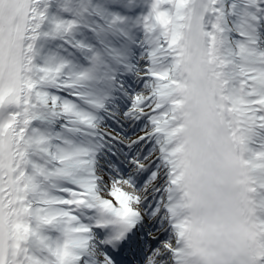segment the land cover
I'll return each instance as SVG.
<instances>
[{
	"label": "snow or ice",
	"instance_id": "6c2138e0",
	"mask_svg": "<svg viewBox=\"0 0 264 264\" xmlns=\"http://www.w3.org/2000/svg\"><path fill=\"white\" fill-rule=\"evenodd\" d=\"M260 2L264 3V0ZM167 3L168 0H154L150 5V14L145 15L146 20L154 21L162 28L168 27L169 33L166 39L159 41L157 48L149 49V64L145 69L150 77L149 89L134 98V110L145 115L149 121L147 130L141 133V139L151 135L154 140L151 149H144L147 154L144 163L136 162L138 167H147L151 173L149 179L152 183L147 194L153 199L154 207L150 211L155 216L151 223L145 221L150 233L149 242L154 246L145 252L144 264H179L181 238L192 224L187 219L176 218L175 210L180 205L175 202L174 193L181 187L186 197L183 203L190 208L195 199L193 192L197 191L194 183H185L186 177L194 173L180 158L183 147L173 145V138L181 131L176 120L179 101L171 98L172 88L177 84L173 76L176 65L170 66L167 71L156 66L163 57L178 55V35L174 22L163 11ZM30 15L32 20L28 23L31 26L26 29L29 43L22 50L23 60L7 78L0 57V264H76L80 259L77 249L83 244L80 236L88 229L78 226L77 218L71 212L61 210L62 206H98L112 217L100 223L130 228L134 223L132 218L140 214L133 207L140 198L131 193L130 186L126 187V180L115 181L103 196L95 195L92 179L87 181L91 191L87 188L81 192L73 191L72 198H36L34 177L29 174L28 155L32 140L28 136V126L41 96L37 90L38 82L46 78L44 74L58 73L60 68L37 69L34 66L32 40L44 14L32 7ZM56 27L62 26L57 24ZM149 30H154V26ZM250 95L261 97L258 101L261 107L252 111H264V74L255 78ZM259 130H264V115L250 116L243 143V151L247 154L244 197L250 222L249 235L254 238V243L245 254L244 264H264V140L257 142L255 139ZM64 159L71 163L79 157L73 155ZM105 182L108 183L107 178ZM89 198L96 203L90 202ZM158 220L161 221L159 225L156 223ZM56 224H62L60 231L67 234L62 242L42 235L41 230L45 226ZM123 236L124 232H119L116 238ZM105 261L106 264H113L109 257Z\"/></svg>",
	"mask_w": 264,
	"mask_h": 264
},
{
	"label": "rangeland",
	"instance_id": "374dc122",
	"mask_svg": "<svg viewBox=\"0 0 264 264\" xmlns=\"http://www.w3.org/2000/svg\"><path fill=\"white\" fill-rule=\"evenodd\" d=\"M171 1L172 8L166 6L163 11L174 22L178 35L177 17L180 2ZM253 1L258 0H223L227 27L223 38L228 67L232 72L230 87L238 108L242 111L246 129L250 116L263 115L258 111H252V109L259 108L256 105L259 97L254 95L251 97L242 93L244 89V93L251 92L249 80H255L256 77L262 75L264 70V65L258 68L254 63L255 57L264 56V30H262L261 22L257 23L260 26L255 30L258 42H254L253 49L249 48V44L246 42L253 33V23L246 17ZM153 2L154 0H57L54 4L53 15L47 20L43 33L45 46L42 53V65L43 68L52 70L59 67L60 71L58 73L53 71L52 75L44 74L46 78L42 80L41 93L42 103L46 107L47 113L37 121L31 146L34 156L33 165L35 166L32 167L31 175L34 177L36 185L39 186V199H62L57 185L77 184L79 172L72 169L77 160L70 163L64 158L81 154L86 149L85 139L90 137L84 133L86 129L82 126L79 131L70 130V128L76 127L72 120L92 126H97L96 124L100 122L104 128H108L110 125L104 116V110H109V107H103L102 111L91 117L90 110L79 108L75 102L76 100L80 103L82 99L79 92L90 93L103 86V83L95 77L94 71L110 69L114 72L113 64L129 65L128 78L123 75H115L114 79L109 80V82H114L113 85L116 82L123 87H125V83L129 86V90L126 87L125 98L120 104L113 99L108 100V105L118 106L120 110L119 112L113 110L114 114L121 116V119L125 121V124L119 121L122 130L114 131L113 134L116 133V138L120 140L140 134L138 141L132 146L134 148L133 159L144 161L147 155L144 153V149L152 148L154 140L151 135L141 139V133L145 132L149 125L146 116L140 115L136 118H133V115L126 116L123 114V108L129 106V110L134 109V98L149 89L150 77L145 73L146 66L149 64L148 51L157 48L159 41L166 39L169 33L168 27L162 28L159 24H154V21L146 20L145 15L150 14V5ZM92 3L96 5L92 6ZM90 5L94 9L93 14H90ZM116 15L120 18L114 19L113 16ZM57 24L62 27L57 28ZM131 25L135 27V39L134 45L130 48V58L127 60L118 52L120 53L122 50L126 28ZM153 26L154 30H149L153 29ZM67 41L72 44H67ZM62 45L64 46L62 47ZM176 63L175 54H169L158 61L156 66L167 71L170 66L176 65ZM122 67H118L120 73ZM109 77L108 74L107 78L109 79ZM122 80H126L125 83ZM87 99L90 100V97ZM135 113L139 114V111L135 110ZM112 119L116 120L115 116ZM78 127L80 126L78 125ZM108 137L102 131H95L94 139L105 148L108 147L105 146L103 140L112 141ZM255 139L257 142L264 140V130L257 131ZM123 150L126 153L129 152ZM97 161L96 158L89 156L87 164L92 172L101 169ZM83 171L88 172L86 168ZM135 174L136 177L133 180H130L126 173L108 177V183L104 179L97 180L98 195H105L106 191L114 186L115 181L126 180L128 182L126 187L130 186L131 193L138 197L141 192L147 191L152 183L149 179L151 173L147 170ZM152 202L153 199L149 198L141 203V206H139L140 202L133 204L134 208L138 206L148 209L147 215L138 221V227L140 225L141 229H148L145 221L151 222L155 217L150 211V208L154 207L150 206ZM62 227V224L45 226L41 232L44 236L57 238L62 242L65 239V234L60 231ZM148 234L150 235L149 232ZM94 235L96 240H90L86 245V257L79 264H106L105 258L109 256L99 245L100 236L95 233ZM164 238L167 239V235ZM144 239L142 246L145 253L148 248L154 245L150 243L148 246L146 242H149L148 238ZM143 263L144 258L140 264Z\"/></svg>",
	"mask_w": 264,
	"mask_h": 264
},
{
	"label": "bare ground",
	"instance_id": "6f19581e",
	"mask_svg": "<svg viewBox=\"0 0 264 264\" xmlns=\"http://www.w3.org/2000/svg\"><path fill=\"white\" fill-rule=\"evenodd\" d=\"M56 1L57 0H31V8L29 11L28 22L32 20V16L30 15L32 7H36L38 12H43L44 14L43 19L40 21L39 28L36 29L34 33V39L32 40L33 63L37 69L43 68L42 53H43L44 46H45V40L43 38V33H44V28L46 26L47 20L50 19L53 15V8H54V4L56 3ZM195 2L196 0H180L179 6H178V17L179 18L177 17V27L179 29V32H178V44H177V49H176V53H178V55L175 54V59L177 63H176L175 71H174V79L177 81V84L174 85L172 88V93H173L172 97L179 96L181 92L187 90V86H188V81H189L188 80V67H187L188 54H189L188 52L189 43L188 42H189L190 23H191V19L193 15V8L195 5ZM207 16H208L207 17L208 23H207L206 28H207V34H208V43L210 46L209 56L210 58H214L215 60L220 58V56H218V53H220L219 48L221 49L220 54L223 57V59L221 60L224 64L223 66H219L220 78L222 81V93H221L220 101L222 104V111L224 114V118L227 122L229 132L231 135L234 151L236 152L237 160L239 161V164H240V171L243 176L242 185H245V181L247 179L245 175V172H246L245 165L247 163V159H246L247 154L243 151V143L247 136L246 123H245L244 117L242 116V111L238 108L237 102L234 99L233 92L230 87V81L232 79V72L228 67L227 54H226V51L223 45V41L221 39V35L227 28L225 24V11H224V6H223V0H208V15ZM246 16L253 23L252 29L256 30L257 22L264 20V3L254 2L253 5L251 6V9L247 11ZM28 22H27L26 29L27 27L31 26ZM27 35H28L27 31H25L23 50L26 49L27 44L29 43L27 39ZM125 36H126V40L123 42L122 50L120 53L118 52V54L123 56L125 59L129 60L130 47H131L132 40L134 39V36H135V27L132 25L127 26L126 31H125ZM254 42H258L256 31H253L252 35L250 36V41H249V45L251 46L250 48H253L252 46L254 45ZM22 60H23V53H22ZM255 62L257 63L258 68L263 66L264 56L257 57L255 59ZM262 74H264V70L262 71ZM94 75L96 78L104 82V87L100 88L99 90H93V92H90V93L84 94L81 92L82 93L81 94L79 92L80 93L79 96L85 101H87V104L89 105V108L91 109L92 113H97L98 111L102 110L103 106H106V103L108 102L109 97H111L112 94L115 92V88L112 85V83L108 82V79H107L108 72L107 71H99V72L94 71ZM38 79H39V73H38ZM42 85H43V81L41 80L38 82V87H37V90L40 93H41ZM253 87L251 88V91L253 90ZM88 97H90V100H87ZM42 99H43V96L41 93V96L36 104V107L32 111V119L30 120V124H29V127H31V129L28 131V136L31 140H33V136H34L33 131L36 127L37 121L39 120V118L43 117L47 113L46 107H44L42 103L43 102ZM179 109H180V106L178 105L177 110H176V120L177 119L180 120L181 118ZM106 112L108 111L106 110ZM259 113H262L264 115V111L263 112L261 111ZM109 114L114 116L112 112ZM139 115L141 114L139 113ZM118 117L120 118V116ZM105 120L110 121L108 120L107 117H105ZM179 122L180 121H177V123ZM96 125L97 126L91 125L87 127L90 139H85L84 145L86 149L83 151L81 155L77 156L79 157V159H77V161H75L72 166V169L74 171L79 172L77 184L76 185L75 184L74 185H71V184L57 185L58 191L62 194V199L72 198L73 191L81 192L86 188L89 191H91L92 190L91 186L88 185L87 183L89 179H92L94 181L95 183L94 194L98 195L97 180L102 181L103 179L105 180V178L118 174L116 172H119L120 170H118L119 166L117 165L118 163L119 164L121 163V160L125 164L124 170L122 173L126 172L131 180H133L134 177H136L135 173H141L147 170V167L137 166L136 162L140 161L141 163H144L143 160H136L132 158L133 156L132 151L134 150L132 146L135 142L138 141L140 134L136 136H132L129 139L128 138L123 139V141L121 140L122 144L124 145L123 148L129 151V153H126V154L125 153L122 154L123 151H119L117 149V146H116V149H113L114 147L112 143L108 142L107 140H104L105 145L113 149L111 153L109 152L108 149H106L100 143H98L94 139V136H95V131L103 130L105 133L109 134L111 138H114V136H111L113 135L112 133H114V129L109 128V127L104 128L103 124H101L100 122H98ZM181 132H182V129L173 138L174 146H180V142L183 137L181 136ZM114 140L117 141V144L119 143L117 138H114L113 141ZM89 156H92L93 158H96L98 160L97 164L99 167H101V169L95 170V172H92V170H90L87 164L89 160ZM28 159L30 161L29 174L31 175L32 165L34 163L32 147H30L29 149ZM110 160H113L114 163L116 164H113ZM107 165H110V166L108 167ZM84 168H86L88 172L83 171ZM111 169H114L115 172H112ZM106 171H111V173H107ZM38 189H39V186L36 185L35 196L39 200ZM138 197L140 198L139 206H141V203L151 198L150 196H148L146 190L141 192ZM89 199H90V202L96 203L95 201L91 200V198ZM174 200L178 205H180L178 208H176L175 212L179 213V210L185 209L186 206L183 203L185 200L182 198L178 199L176 191L174 193ZM135 209L138 210L139 213H141V217L136 216V217H133L132 219L140 220L141 218H144L147 215V212L145 209L139 208L138 206ZM61 210H66V211L71 212L72 215H74L77 218L76 223L78 224V226L88 229L87 232L82 233L80 236L81 240L83 241V244L79 249H77V252L82 249L84 250L86 248V245L89 244L90 240H94V239L96 240L94 233H96L95 231L97 230V228L93 227V225L90 222H95L98 220H94L92 217L103 216L104 218H102V220L112 218L109 213L102 212V210L98 206L89 208L86 204L74 205V206H62ZM197 220H198V224L200 228L202 224L200 216L197 217ZM160 222L161 221L158 220L156 223L159 225ZM148 232H149V229H142L141 232L139 233L140 234L139 237L140 238L141 236L142 238L147 237L148 240L150 241V235L148 234ZM66 235L67 234H65V236ZM190 240H191V228L190 230H187L185 232V235L181 238V241L184 244V246H186V248L190 247Z\"/></svg>",
	"mask_w": 264,
	"mask_h": 264
},
{
	"label": "clouds",
	"instance_id": "9594fccd",
	"mask_svg": "<svg viewBox=\"0 0 264 264\" xmlns=\"http://www.w3.org/2000/svg\"><path fill=\"white\" fill-rule=\"evenodd\" d=\"M217 134H223V130L217 129ZM182 155L183 154H180V158L182 157ZM217 155L221 160L223 159V157L220 153H217ZM223 174L225 175V183L222 185V188L225 191H229V192H233V193L244 191L245 185H235V184L231 183V172L230 171L225 170ZM190 190H192V189L190 188ZM193 195H194L195 199L193 201L192 207L190 209L179 210V214H178L177 219L183 220L185 217H187L188 220L191 222L192 227H196V226H198L197 217L203 213L204 209L201 208L197 203L198 197H199L198 192L194 191ZM177 198L178 199L183 198L184 200L186 199V197L183 196V191L181 190V187L177 188Z\"/></svg>",
	"mask_w": 264,
	"mask_h": 264
},
{
	"label": "trees",
	"instance_id": "16d2710c",
	"mask_svg": "<svg viewBox=\"0 0 264 264\" xmlns=\"http://www.w3.org/2000/svg\"><path fill=\"white\" fill-rule=\"evenodd\" d=\"M91 1H93V0H91ZM168 3H169V1H168ZM92 6H94V5H96L95 3H92L91 4ZM91 5H90V8H91V10H90V12H94V9L91 7ZM91 14V13H90ZM64 45H62V47H63Z\"/></svg>",
	"mask_w": 264,
	"mask_h": 264
},
{
	"label": "water",
	"instance_id": "95a60500",
	"mask_svg": "<svg viewBox=\"0 0 264 264\" xmlns=\"http://www.w3.org/2000/svg\"><path fill=\"white\" fill-rule=\"evenodd\" d=\"M206 2V1H205ZM204 8V7H203ZM204 17V14H202L201 16H200V18H203Z\"/></svg>",
	"mask_w": 264,
	"mask_h": 264
}]
</instances>
